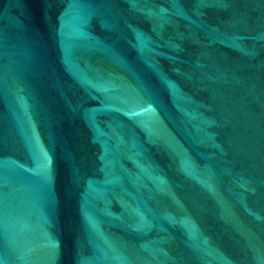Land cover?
<instances>
[{
    "label": "water",
    "instance_id": "water-1",
    "mask_svg": "<svg viewBox=\"0 0 264 264\" xmlns=\"http://www.w3.org/2000/svg\"><path fill=\"white\" fill-rule=\"evenodd\" d=\"M0 264H264V0H0Z\"/></svg>",
    "mask_w": 264,
    "mask_h": 264
}]
</instances>
